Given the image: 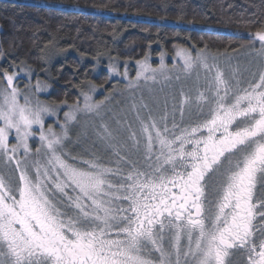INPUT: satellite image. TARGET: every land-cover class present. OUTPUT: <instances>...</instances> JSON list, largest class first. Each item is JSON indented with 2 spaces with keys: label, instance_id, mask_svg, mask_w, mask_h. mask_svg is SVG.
Wrapping results in <instances>:
<instances>
[{
  "label": "snow or ice",
  "instance_id": "6c2138e0",
  "mask_svg": "<svg viewBox=\"0 0 264 264\" xmlns=\"http://www.w3.org/2000/svg\"><path fill=\"white\" fill-rule=\"evenodd\" d=\"M248 36L255 71L182 47L134 78L110 59L116 110L94 82L50 104L0 68V264H264V21Z\"/></svg>",
  "mask_w": 264,
  "mask_h": 264
},
{
  "label": "trees",
  "instance_id": "16d2710c",
  "mask_svg": "<svg viewBox=\"0 0 264 264\" xmlns=\"http://www.w3.org/2000/svg\"><path fill=\"white\" fill-rule=\"evenodd\" d=\"M262 21L264 0H0V68L31 66L50 104L72 105L89 81L113 93L110 59L135 73L136 61L178 47L234 52Z\"/></svg>",
  "mask_w": 264,
  "mask_h": 264
},
{
  "label": "rangeland",
  "instance_id": "374dc122",
  "mask_svg": "<svg viewBox=\"0 0 264 264\" xmlns=\"http://www.w3.org/2000/svg\"><path fill=\"white\" fill-rule=\"evenodd\" d=\"M54 6L60 8V6H58V5H54ZM241 45H244V47L240 46V48L234 52L214 53L208 49H205V50L207 52L213 54V55H218L220 57L221 62H222V66H223L224 54H226L232 58V60H231L232 65H239L242 69L245 67H251L252 70L255 71L254 63L252 65H249V61L252 59L251 55L249 54V48H250L249 42L243 43ZM192 52H193V55H195L196 50H192ZM154 62H157V66L154 65ZM148 63H150L153 68H158L160 66L161 60H160V58H158L156 60L153 58H149ZM164 63H165V65H167L168 68H172L173 65L179 66L182 63V61L179 58H177L176 53H175L174 56L164 55ZM117 66L119 67L121 72L124 71L125 65L119 66V64H117ZM126 66H127V71H128V77L134 78L137 71L139 70V66L133 65V67H134L133 69L134 70L136 69L135 73H133V71H131L129 65H126ZM16 71L18 73H20V75L18 76L15 83L19 86L20 89L27 91V89L25 88V85L35 84V80H36L35 72H33V78L31 80H29L24 76V70H16ZM245 75H247V74L245 73ZM111 78L113 81H117L116 82L117 86L114 87L113 93H111L112 99L105 101V97L108 96L110 93L105 92L104 90H98L94 94L95 96L93 98L95 101H104L105 104H107L108 106L113 108V110H116V109H118L120 107H124L130 103V98L128 97V90L125 89V85L128 83V80H126L120 76H112ZM40 80L42 81V79H40ZM3 86H4L3 80H1L0 81V87H3ZM159 87H160L159 85L154 86V88L156 89L155 95L157 97L163 99V97L170 90H173V89L178 90L179 86L174 82L173 89L165 88L164 92H160ZM114 91H115V93H114ZM50 93H51V88H49L46 92L40 93V99L46 103H49L47 101V98L50 96ZM97 93H99V94H97ZM143 94L145 95V102L149 103L150 106H153L152 101L148 99V93L146 90L144 91ZM139 95H140V93H137V96H139ZM67 110H68L67 106H64L61 108V110H60L61 118L63 117V112L67 111ZM177 119H179V117H177ZM51 121H52V118H49V120L46 123H50ZM74 131H79V128L74 129ZM89 135H90V139H95L94 136H92L91 132ZM73 139H75V135H73ZM30 144L33 147V149H35L36 147L39 146V144L36 141H30ZM85 146L86 147L89 146V148L92 147L90 142L87 143ZM74 150L75 151H82V148L77 147Z\"/></svg>",
  "mask_w": 264,
  "mask_h": 264
}]
</instances>
